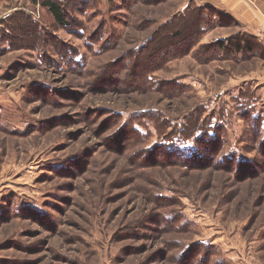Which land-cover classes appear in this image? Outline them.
<instances>
[{
  "label": "rangeland",
  "instance_id": "1",
  "mask_svg": "<svg viewBox=\"0 0 264 264\" xmlns=\"http://www.w3.org/2000/svg\"><path fill=\"white\" fill-rule=\"evenodd\" d=\"M236 30L235 0H0V264H264Z\"/></svg>",
  "mask_w": 264,
  "mask_h": 264
},
{
  "label": "crops",
  "instance_id": "2",
  "mask_svg": "<svg viewBox=\"0 0 264 264\" xmlns=\"http://www.w3.org/2000/svg\"><path fill=\"white\" fill-rule=\"evenodd\" d=\"M235 28L242 45L248 43L249 48L257 44L264 54V0H235Z\"/></svg>",
  "mask_w": 264,
  "mask_h": 264
},
{
  "label": "trees",
  "instance_id": "3",
  "mask_svg": "<svg viewBox=\"0 0 264 264\" xmlns=\"http://www.w3.org/2000/svg\"><path fill=\"white\" fill-rule=\"evenodd\" d=\"M45 5H46V6H50V7H52V10H51V11H53L54 15L57 16V18L59 19L58 21H62V17H61L62 13H61V9H60L59 6H56V5L53 4V3H47V4H45ZM241 47H242V44L240 43V46L238 47L239 52L241 51ZM180 141L183 142V140H180ZM198 160H199V159H198ZM196 161H197V160H196Z\"/></svg>",
  "mask_w": 264,
  "mask_h": 264
}]
</instances>
